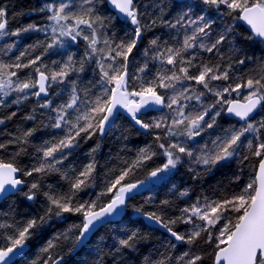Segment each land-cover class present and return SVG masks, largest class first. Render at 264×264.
<instances>
[{
	"label": "snow or ice",
	"instance_id": "snow-or-ice-1",
	"mask_svg": "<svg viewBox=\"0 0 264 264\" xmlns=\"http://www.w3.org/2000/svg\"><path fill=\"white\" fill-rule=\"evenodd\" d=\"M0 264H264V0H0Z\"/></svg>",
	"mask_w": 264,
	"mask_h": 264
},
{
	"label": "trees",
	"instance_id": "trees-1",
	"mask_svg": "<svg viewBox=\"0 0 264 264\" xmlns=\"http://www.w3.org/2000/svg\"><path fill=\"white\" fill-rule=\"evenodd\" d=\"M38 0H19V3L21 6L27 8V7H31L34 3H37ZM28 22V18L27 17H20L17 21V23H26ZM132 219H135V217H132Z\"/></svg>",
	"mask_w": 264,
	"mask_h": 264
}]
</instances>
